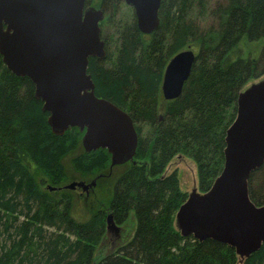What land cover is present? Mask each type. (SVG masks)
<instances>
[{
	"label": "trees",
	"instance_id": "1",
	"mask_svg": "<svg viewBox=\"0 0 264 264\" xmlns=\"http://www.w3.org/2000/svg\"><path fill=\"white\" fill-rule=\"evenodd\" d=\"M85 4L104 14L105 56L90 57L87 65L94 94L124 110L138 136L105 206L117 224L132 213L135 225L96 256L106 207L75 219L70 194L54 195L45 182L63 181L64 155L93 171L97 152H75L82 136L77 127L52 133L33 83L11 73L0 55V264H264V242L240 258L225 244L181 236L174 219L187 193L175 171L164 172L172 158H190L200 192L221 172L237 95L264 74V0H161L159 27L149 34L139 31L124 0ZM242 42L260 43L257 55L243 57ZM188 47L196 49L189 77L177 98L164 100L165 66ZM106 163L110 155L98 149V168ZM248 191L255 205H264V163L250 174Z\"/></svg>",
	"mask_w": 264,
	"mask_h": 264
},
{
	"label": "water",
	"instance_id": "2",
	"mask_svg": "<svg viewBox=\"0 0 264 264\" xmlns=\"http://www.w3.org/2000/svg\"><path fill=\"white\" fill-rule=\"evenodd\" d=\"M160 1L124 0L140 32L159 27ZM103 17L101 8L86 6L85 0H0V55L11 73L33 83L52 133L77 127L84 151L106 150L112 167L132 160L138 136L124 110L94 94L87 73L90 57L105 56ZM194 61L190 47L171 57L161 82L164 100L180 95ZM224 142L221 172L207 191L187 194L174 225L181 236L210 239L247 258L264 242V205H255L248 191L250 174L264 163V76L238 93ZM75 186L87 187L84 182L66 187ZM106 222L108 232L118 231L111 215Z\"/></svg>",
	"mask_w": 264,
	"mask_h": 264
},
{
	"label": "rangeland",
	"instance_id": "3",
	"mask_svg": "<svg viewBox=\"0 0 264 264\" xmlns=\"http://www.w3.org/2000/svg\"><path fill=\"white\" fill-rule=\"evenodd\" d=\"M86 5V4H85ZM93 6L94 4L86 5ZM98 8V7H97ZM260 43H247L242 42V55L246 57L248 55L256 56L259 51ZM195 53V47H191ZM261 75L258 78H251L245 84L246 88L253 82L263 77ZM243 88V89H244ZM83 135V133H82ZM82 138V136H81ZM81 146V147H80ZM82 147L81 139L75 149L76 153L80 152ZM73 155V154H72ZM72 155H64L62 157L61 166H63L62 171V182L58 185H52L50 182H45V188L48 191L53 192L54 195H59L61 192L66 191L71 197V214L75 219L85 220L90 218L94 212L100 208L106 207V203L110 198L113 182L118 174H120L126 166L124 164L114 165L110 167V164L103 167L102 165L98 168V156H97V168L89 173L86 171L85 167L76 165L73 161ZM109 161V159H108ZM126 164V163H125ZM88 170V169H87ZM95 171V173H94ZM173 171L177 173L179 189L185 193H190L192 189L199 191L197 183V169L194 162L187 157H174L168 163L165 168V174H170ZM41 176V175H40ZM72 182H84L87 185V189H81V187L75 186L73 189L66 187ZM65 192V193H66ZM105 228L107 226L106 218L110 215L108 207L105 210ZM111 221L118 227L116 232H108L105 230L104 237L99 244L98 254L96 256L105 253L113 245L121 241L124 237L131 235L135 219L130 213L126 220L121 224H117L113 217L111 216Z\"/></svg>",
	"mask_w": 264,
	"mask_h": 264
},
{
	"label": "flooded vegetation",
	"instance_id": "4",
	"mask_svg": "<svg viewBox=\"0 0 264 264\" xmlns=\"http://www.w3.org/2000/svg\"><path fill=\"white\" fill-rule=\"evenodd\" d=\"M101 36V35H100ZM96 152H97V156H98V148L96 149ZM73 189V188H72ZM81 189L83 190V188L81 187ZM85 189H87V187L85 188ZM84 189V190H85Z\"/></svg>",
	"mask_w": 264,
	"mask_h": 264
}]
</instances>
